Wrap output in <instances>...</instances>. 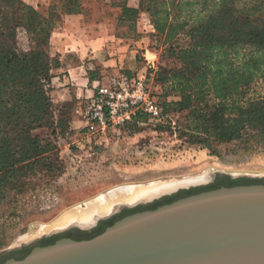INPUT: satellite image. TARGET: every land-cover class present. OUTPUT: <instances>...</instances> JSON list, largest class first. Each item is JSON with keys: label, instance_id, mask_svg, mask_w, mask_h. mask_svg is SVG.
I'll list each match as a JSON object with an SVG mask.
<instances>
[{"label": "trees", "instance_id": "obj_1", "mask_svg": "<svg viewBox=\"0 0 264 264\" xmlns=\"http://www.w3.org/2000/svg\"><path fill=\"white\" fill-rule=\"evenodd\" d=\"M60 1L61 18L82 10L79 0ZM118 1L113 3L119 9L118 25L134 24L140 11H146L153 33L163 37L167 55L177 63L158 66L152 80L159 85L157 101L164 113L187 111L174 126L178 135L210 153H214L213 143L264 147V94L246 96L257 78L264 82V0H141L142 9ZM56 16L53 4L45 15L24 0H0V216L1 206L15 200L8 196L10 192L23 191L35 181L32 174L46 172V164L55 168L50 137L32 131H66V110L71 104L55 102L51 93L52 71L60 66L50 44L51 31L60 23ZM136 58L141 59L139 53ZM93 77L90 72L89 79ZM169 94L178 99L168 100ZM143 119L146 113L137 110L121 129L140 128L137 124ZM254 182L264 178L216 175L205 186L182 190L148 207L204 189ZM56 238L43 239L41 244Z\"/></svg>", "mask_w": 264, "mask_h": 264}, {"label": "rangeland", "instance_id": "obj_2", "mask_svg": "<svg viewBox=\"0 0 264 264\" xmlns=\"http://www.w3.org/2000/svg\"><path fill=\"white\" fill-rule=\"evenodd\" d=\"M24 1L31 4L36 0ZM79 1L82 6H87V13L82 12L80 19L82 22L86 21L91 29L98 27L100 30L102 25L95 26L94 23L106 24L109 20L115 19L119 12L113 5L118 4V0ZM39 2L41 5L38 9L43 14L47 15L53 4L58 17L56 20L60 18V24L64 21L67 15L63 14L62 18L60 17L63 12L60 0ZM126 2L131 6H139L140 9L144 3L141 0ZM115 33L118 36L121 33L127 34L131 46L139 50L141 58V51L144 49H148L153 56L154 65L147 69L149 72L146 70L138 75L129 76L132 79L137 76L136 78L142 80L147 91L146 96L152 102L151 105L155 106L156 113L147 111L146 119L140 120L137 124L140 128H132L130 131L121 129L124 124L107 122L102 126L90 119V96L81 98V102L74 97L62 99L60 88L55 87L51 92L54 101L71 104L66 110V131L63 134L59 132L51 134L52 128H38L32 131V134L50 137L54 144L51 152L54 153V158H57L50 161L55 163V168L52 166L49 169V164H46V172L32 174L31 180L35 181L23 187V191L16 193L12 191L8 194L14 196L15 200L7 201L1 206V212H4L0 216V230L2 228L0 251L27 236L46 231L43 228L67 212H63L66 207L79 204L80 207L73 208L84 209L90 202L99 201L101 195L112 192V189L180 182L196 176L208 178L211 172L218 171L264 178V147L244 149L234 142L213 143L214 153H210L201 144L185 141L182 139L184 137H180L175 131V124L185 119L187 111L164 113L165 108L157 101L159 85L154 83L152 77L158 66L174 67L177 63L167 55L168 44L163 41V37L153 33L146 11H140L134 24L118 26ZM52 48L54 49L53 45ZM59 61L62 63L60 58ZM89 71L95 72L97 69L93 66ZM59 72L55 69L52 71V80L54 78L55 84L58 81L56 77L61 78L64 74ZM112 76L110 73H103L101 84L98 86L108 87ZM263 94L264 82L257 78L246 96L255 98ZM176 99L178 95L169 94L168 100ZM139 111L143 112V109ZM158 124H168L171 127L158 129L156 128ZM16 178L19 176L14 180H17ZM96 195L98 199L92 198ZM85 200L87 204L84 203Z\"/></svg>", "mask_w": 264, "mask_h": 264}, {"label": "water", "instance_id": "obj_3", "mask_svg": "<svg viewBox=\"0 0 264 264\" xmlns=\"http://www.w3.org/2000/svg\"><path fill=\"white\" fill-rule=\"evenodd\" d=\"M223 174L227 173L211 172L203 181L163 189L145 198L114 199L87 224L67 223L27 236L6 250L70 228L90 229L121 209L138 207L88 237L60 236L48 244H32L23 255L8 256L0 264H264V182L221 185L154 208L139 207L178 190L205 186ZM92 198L98 199V195ZM75 206L80 207L74 204L63 212Z\"/></svg>", "mask_w": 264, "mask_h": 264}, {"label": "crops", "instance_id": "obj_4", "mask_svg": "<svg viewBox=\"0 0 264 264\" xmlns=\"http://www.w3.org/2000/svg\"><path fill=\"white\" fill-rule=\"evenodd\" d=\"M31 5L39 7L41 4L36 0ZM82 7L80 13L67 15L61 24L57 23L50 36V44L62 60L55 70L64 73L61 78L56 77L57 84L53 78L52 87L60 88L62 99L74 97L78 102L83 97L95 95L103 73H110L112 78L121 72L134 76L154 65L148 49L141 51L142 58L138 60L139 50L131 46L128 35H116V28L124 25H118L117 17L106 24L94 23L95 26L102 25L100 30L98 27L91 29L86 21L80 19L82 12L87 10L86 5ZM93 66L97 71H89ZM90 72L94 75L91 79Z\"/></svg>", "mask_w": 264, "mask_h": 264}, {"label": "built area", "instance_id": "obj_5", "mask_svg": "<svg viewBox=\"0 0 264 264\" xmlns=\"http://www.w3.org/2000/svg\"><path fill=\"white\" fill-rule=\"evenodd\" d=\"M136 80V81H135ZM140 78L132 79L126 73L113 77L109 86H98L89 100L90 119L104 126L107 122L123 125L130 121L135 112H155V106L146 96Z\"/></svg>", "mask_w": 264, "mask_h": 264}, {"label": "bare ground", "instance_id": "obj_6", "mask_svg": "<svg viewBox=\"0 0 264 264\" xmlns=\"http://www.w3.org/2000/svg\"><path fill=\"white\" fill-rule=\"evenodd\" d=\"M207 178L203 176L188 177L180 182H169V183H157L151 186H140V187H127V188H116L112 189L113 191L108 193V196L101 195L99 201L90 202L87 204L86 208H72L71 210L63 213L61 216L57 217L49 225H46L43 229L47 232L53 228H59L67 223H78V224H87L92 219L93 215L96 213H103L107 210L109 205L114 199L117 200H131L145 198L151 194L160 192L163 189H169L178 185H187L193 182L203 181ZM106 195V194H105ZM56 217V216H55ZM37 227V226H36ZM37 232V231H36ZM40 232V233H42ZM33 233V231H32ZM35 233L31 236L40 234Z\"/></svg>", "mask_w": 264, "mask_h": 264}, {"label": "flooded vegetation", "instance_id": "obj_7", "mask_svg": "<svg viewBox=\"0 0 264 264\" xmlns=\"http://www.w3.org/2000/svg\"><path fill=\"white\" fill-rule=\"evenodd\" d=\"M216 176L213 177V179L211 181L214 180ZM183 191L182 190H178L177 192H174L173 194L171 195H174V194H181ZM169 195V196H171ZM165 199V197L161 198V199H157L153 202H161ZM153 202L147 204L146 206H139L140 208H145V207H148L150 206V204H152ZM138 206H135L134 209L132 210H135ZM139 208V209H140ZM131 208H124V209H121L119 212H117L116 214H113L112 216L106 218V219H102L100 221H98L96 223V225L92 226L90 229H80V228H70V229H67L63 232H60V233H53V234H49V235H45V236H42L38 239H35L33 242H31L30 244H25V245H22L18 248H14V250L10 251V250H1L0 251V260L8 257V256H20L21 254H23V252H25L28 247L32 244H39L43 241V239H48V238H58L60 236H70L72 238H78V237H82V236H88V235H92L93 233H95L98 229H100L101 227L105 226L109 221H111L112 219H114L115 217L121 215V214H125V212L127 213L128 211H130ZM131 210V211H132Z\"/></svg>", "mask_w": 264, "mask_h": 264}]
</instances>
